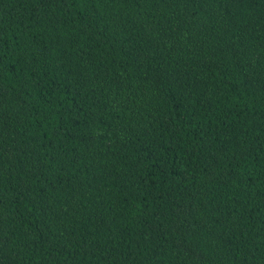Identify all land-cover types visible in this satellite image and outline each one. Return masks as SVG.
<instances>
[{
    "label": "trees",
    "instance_id": "trees-1",
    "mask_svg": "<svg viewBox=\"0 0 264 264\" xmlns=\"http://www.w3.org/2000/svg\"><path fill=\"white\" fill-rule=\"evenodd\" d=\"M0 264H264V0H0Z\"/></svg>",
    "mask_w": 264,
    "mask_h": 264
}]
</instances>
